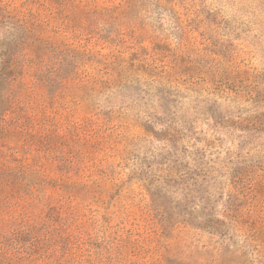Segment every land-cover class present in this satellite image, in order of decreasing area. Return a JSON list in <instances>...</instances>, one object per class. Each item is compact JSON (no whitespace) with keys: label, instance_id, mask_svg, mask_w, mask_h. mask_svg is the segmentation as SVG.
Masks as SVG:
<instances>
[{"label":"rangeland","instance_id":"374dc122","mask_svg":"<svg viewBox=\"0 0 264 264\" xmlns=\"http://www.w3.org/2000/svg\"><path fill=\"white\" fill-rule=\"evenodd\" d=\"M0 264H264V0H0Z\"/></svg>","mask_w":264,"mask_h":264},{"label":"trees","instance_id":"16d2710c","mask_svg":"<svg viewBox=\"0 0 264 264\" xmlns=\"http://www.w3.org/2000/svg\"><path fill=\"white\" fill-rule=\"evenodd\" d=\"M153 210L155 213L156 218L159 220L160 224L164 231L169 229V218H167L162 212V205L156 204L154 200Z\"/></svg>","mask_w":264,"mask_h":264}]
</instances>
